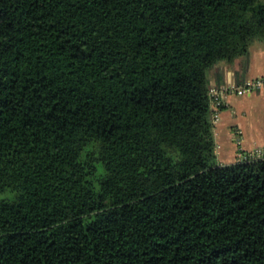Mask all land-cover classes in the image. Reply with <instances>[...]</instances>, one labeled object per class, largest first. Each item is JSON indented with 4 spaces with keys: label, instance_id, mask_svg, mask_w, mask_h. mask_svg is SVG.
Segmentation results:
<instances>
[{
    "label": "trees",
    "instance_id": "trees-1",
    "mask_svg": "<svg viewBox=\"0 0 264 264\" xmlns=\"http://www.w3.org/2000/svg\"><path fill=\"white\" fill-rule=\"evenodd\" d=\"M256 41L264 0H0V264H264L208 78Z\"/></svg>",
    "mask_w": 264,
    "mask_h": 264
},
{
    "label": "crops",
    "instance_id": "crops-1",
    "mask_svg": "<svg viewBox=\"0 0 264 264\" xmlns=\"http://www.w3.org/2000/svg\"><path fill=\"white\" fill-rule=\"evenodd\" d=\"M264 76V42L256 41L246 57L233 64L220 62L209 71L211 88L240 85L247 79ZM241 137L243 152L239 153L235 139ZM215 153L221 164H232L241 155L256 147H264V90L250 95H226L213 129Z\"/></svg>",
    "mask_w": 264,
    "mask_h": 264
},
{
    "label": "built area",
    "instance_id": "built-area-1",
    "mask_svg": "<svg viewBox=\"0 0 264 264\" xmlns=\"http://www.w3.org/2000/svg\"><path fill=\"white\" fill-rule=\"evenodd\" d=\"M264 90V76L255 77L245 80L240 85H224L220 88L210 89L211 107L213 110V116L215 122L218 118L219 111L223 106V98L226 95L244 96L250 95L256 91ZM235 143L239 153L243 152L241 145V137L239 132H236ZM264 160V147H256L241 155L240 161H256Z\"/></svg>",
    "mask_w": 264,
    "mask_h": 264
},
{
    "label": "rangeland",
    "instance_id": "rangeland-1",
    "mask_svg": "<svg viewBox=\"0 0 264 264\" xmlns=\"http://www.w3.org/2000/svg\"><path fill=\"white\" fill-rule=\"evenodd\" d=\"M8 198L5 194H0V199Z\"/></svg>",
    "mask_w": 264,
    "mask_h": 264
}]
</instances>
